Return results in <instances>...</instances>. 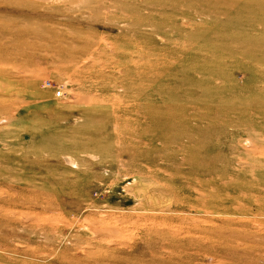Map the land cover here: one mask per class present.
I'll list each match as a JSON object with an SVG mask.
<instances>
[{
    "label": "rangeland",
    "instance_id": "rangeland-1",
    "mask_svg": "<svg viewBox=\"0 0 264 264\" xmlns=\"http://www.w3.org/2000/svg\"><path fill=\"white\" fill-rule=\"evenodd\" d=\"M0 264H264V0H0Z\"/></svg>",
    "mask_w": 264,
    "mask_h": 264
},
{
    "label": "built area",
    "instance_id": "built-area-1",
    "mask_svg": "<svg viewBox=\"0 0 264 264\" xmlns=\"http://www.w3.org/2000/svg\"><path fill=\"white\" fill-rule=\"evenodd\" d=\"M57 95H59V94H57Z\"/></svg>",
    "mask_w": 264,
    "mask_h": 264
}]
</instances>
